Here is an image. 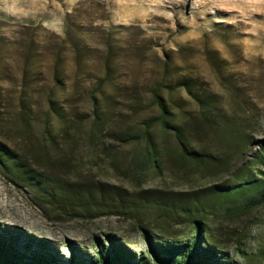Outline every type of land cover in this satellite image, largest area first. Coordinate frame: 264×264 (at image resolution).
<instances>
[{
  "label": "rangeland",
  "instance_id": "rangeland-1",
  "mask_svg": "<svg viewBox=\"0 0 264 264\" xmlns=\"http://www.w3.org/2000/svg\"><path fill=\"white\" fill-rule=\"evenodd\" d=\"M68 20L78 52L66 34ZM109 48L114 68L108 78ZM164 51L176 63L177 75L191 76L214 92L222 124L238 133L229 138L206 127L200 131L198 147L228 158V171L204 175L185 162L175 135L159 122L151 89L162 79ZM59 56L65 71L61 82L55 78ZM171 97L172 118L198 113L187 96ZM149 122H154L150 140L158 150L157 168L148 162L152 146L146 136H129ZM0 138L47 174L51 191L59 182L96 191L104 184L114 191L106 202L63 207L15 183L0 166V224L44 237L64 254L68 240L95 254L96 236L104 240L108 234L146 253L142 224L172 236L191 222L171 207L151 212L138 207L131 217L121 212L127 211L124 206H114L116 191L129 202L146 190L172 198L202 192L234 179L260 151L264 0H0ZM234 205L227 201L211 208L213 235L235 264H264V205Z\"/></svg>",
  "mask_w": 264,
  "mask_h": 264
},
{
  "label": "trees",
  "instance_id": "trees-1",
  "mask_svg": "<svg viewBox=\"0 0 264 264\" xmlns=\"http://www.w3.org/2000/svg\"><path fill=\"white\" fill-rule=\"evenodd\" d=\"M74 32L73 24L68 20L66 34L72 35L71 39L74 38L76 46L75 52H78L80 47L73 35ZM113 60V49L109 48L105 53L108 78L113 73ZM160 61L162 79L153 85L151 95L161 112L159 122L163 129L175 135L182 159L199 168L204 175L215 176L228 171L231 163L228 158L214 155L198 147L202 127H206V130L226 133L229 138H236L238 135L236 130L222 124L223 117L218 111L217 96L214 92L205 90L204 86L198 84L193 77L177 75L174 72L176 63L173 62L169 52L164 51ZM61 66L62 68H59ZM63 68V62L59 56L55 69V78L59 82H61L59 75L65 72ZM171 75L173 76L170 77ZM98 93L101 96L105 95V91L101 89ZM173 94L181 98L187 96L196 104L198 113L183 119L172 118L171 95ZM50 104L56 113L61 114L53 100ZM95 107L97 109L98 105ZM96 114L99 116L97 110ZM153 125L154 122H149L143 130L129 136L139 140L145 135L147 144L152 146L150 136ZM119 136L123 141L130 139L129 136ZM258 142L260 151L253 155V161L242 168L240 174L232 180L210 185L202 192H193L187 196L179 193L178 198H172L158 190H146L140 193L138 198L129 202L120 191H116L119 202L114 203V206H124L127 211L121 212L131 217H136L138 207L150 212L161 211V209L165 211L171 207L177 212L181 211L180 215L184 212L191 222L186 231L172 236L155 233L148 225L142 224L141 228L147 244L146 253L134 250L116 235L108 234L104 240L96 236L95 242L91 245L92 248H97L95 254H91L87 248L75 240L65 241L68 254H64L60 252L57 244L44 237H36L18 227L0 224V264H235L228 251L224 249L225 246L213 235L208 214L212 211L211 208L223 205V202L227 201L233 202L234 206L238 207L264 205V138ZM236 147H239V144H236ZM157 151V148L152 146V155L148 156V162L155 168L159 167ZM0 166L15 183L37 190L51 198L48 200L58 202L63 207L74 208L76 205L87 207V204L91 202H106V194H114V191L104 184H99V190L96 191L93 188L75 189L69 183L59 182V186L57 185L51 191L48 189L47 174L33 167L16 149L8 146L1 138ZM256 168H259L260 174L254 173ZM86 210L90 212L89 209ZM260 252L264 259V249Z\"/></svg>",
  "mask_w": 264,
  "mask_h": 264
}]
</instances>
